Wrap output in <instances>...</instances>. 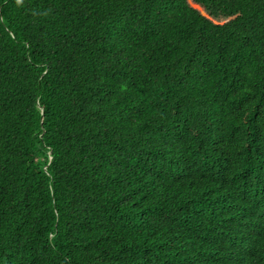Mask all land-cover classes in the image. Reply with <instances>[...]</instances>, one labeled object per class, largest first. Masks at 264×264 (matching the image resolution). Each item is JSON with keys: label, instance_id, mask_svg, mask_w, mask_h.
Instances as JSON below:
<instances>
[{"label": "trees", "instance_id": "16d2710c", "mask_svg": "<svg viewBox=\"0 0 264 264\" xmlns=\"http://www.w3.org/2000/svg\"><path fill=\"white\" fill-rule=\"evenodd\" d=\"M263 206L264 0H0V264H264Z\"/></svg>", "mask_w": 264, "mask_h": 264}, {"label": "clouds", "instance_id": "9594fccd", "mask_svg": "<svg viewBox=\"0 0 264 264\" xmlns=\"http://www.w3.org/2000/svg\"><path fill=\"white\" fill-rule=\"evenodd\" d=\"M264 207V206H263ZM261 209H263V208H261Z\"/></svg>", "mask_w": 264, "mask_h": 264}]
</instances>
